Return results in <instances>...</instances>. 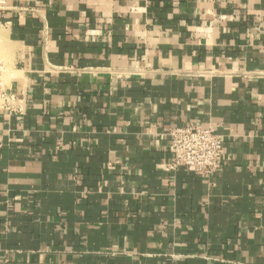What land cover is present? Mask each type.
Instances as JSON below:
<instances>
[{
	"label": "crops",
	"instance_id": "1",
	"mask_svg": "<svg viewBox=\"0 0 264 264\" xmlns=\"http://www.w3.org/2000/svg\"><path fill=\"white\" fill-rule=\"evenodd\" d=\"M0 64V264H264V0H0Z\"/></svg>",
	"mask_w": 264,
	"mask_h": 264
},
{
	"label": "built area",
	"instance_id": "2",
	"mask_svg": "<svg viewBox=\"0 0 264 264\" xmlns=\"http://www.w3.org/2000/svg\"><path fill=\"white\" fill-rule=\"evenodd\" d=\"M1 70L0 64V75ZM8 98L0 79V104L5 105ZM170 137V169L209 176L222 166L224 153L221 138L208 129L199 125L174 128Z\"/></svg>",
	"mask_w": 264,
	"mask_h": 264
}]
</instances>
